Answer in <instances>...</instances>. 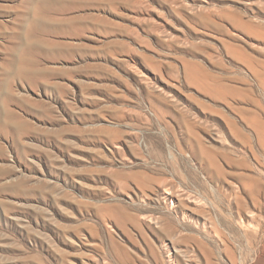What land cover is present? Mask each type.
I'll return each instance as SVG.
<instances>
[{"label":"rangeland","instance_id":"rangeland-1","mask_svg":"<svg viewBox=\"0 0 264 264\" xmlns=\"http://www.w3.org/2000/svg\"><path fill=\"white\" fill-rule=\"evenodd\" d=\"M0 264H264V0H0Z\"/></svg>","mask_w":264,"mask_h":264}]
</instances>
